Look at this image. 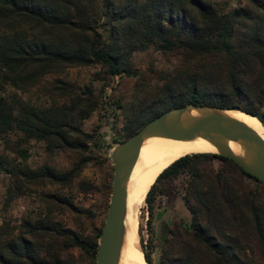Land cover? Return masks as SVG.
<instances>
[{
	"label": "trees",
	"instance_id": "trees-1",
	"mask_svg": "<svg viewBox=\"0 0 264 264\" xmlns=\"http://www.w3.org/2000/svg\"><path fill=\"white\" fill-rule=\"evenodd\" d=\"M150 47L195 62L168 75L156 97L131 109L126 135L113 143L188 103L264 113V0H0V137L17 131L22 141H44L49 151L84 148L89 136L80 123L98 106L92 86L56 78L47 90L68 101L49 107L7 96L4 86L25 91L71 66L99 65L106 76H133L130 55ZM18 153L27 156L23 149ZM214 159L220 169L201 166ZM3 165L0 160L1 169L29 183L70 179L48 166ZM180 175L187 176L181 199L191 219L172 222L159 264L264 263V190L245 181L264 183L224 156L187 154L161 171L145 197L149 224L160 206L155 198L166 189L156 190L158 184ZM99 235L84 238L48 216L24 220L17 232L0 237V264H95ZM73 247L91 261L64 258ZM144 257L152 264L147 252Z\"/></svg>",
	"mask_w": 264,
	"mask_h": 264
},
{
	"label": "rangeland",
	"instance_id": "rangeland-1",
	"mask_svg": "<svg viewBox=\"0 0 264 264\" xmlns=\"http://www.w3.org/2000/svg\"><path fill=\"white\" fill-rule=\"evenodd\" d=\"M129 62L136 75L110 77L104 75L99 65L71 66L46 74L39 84L25 91L11 85L4 86L2 93L7 96H14L34 106L49 107L68 101L67 97L55 96L47 90L51 82L59 78L80 88L92 86L98 106L80 123L81 130L89 136L84 148L49 151L44 141H22L17 131L0 137V160L4 164L2 168L13 166L35 170L48 166L59 173L70 175V179L65 182L42 179L29 183L18 175L8 174L0 167L1 238L9 236L10 232H17L24 220L44 216L57 220L84 238L92 237L97 230L101 232L113 177L107 142L111 143L113 138L119 140L126 135L125 119L131 114V109L139 102L150 101L156 97L168 75L178 70L192 69L191 65L195 61L184 54L163 52L150 47L133 52ZM19 149L26 151V158L19 155ZM201 166L218 170L222 164L214 159L201 161ZM186 178V175H180L174 180L159 183L156 190L164 185L166 189L164 195L156 196L155 203L162 207L177 196L181 198ZM245 186L264 190L260 183L252 179H246ZM9 194L12 195L10 200ZM157 208L154 207V213H157ZM181 218L183 224H188L191 219L189 211L186 210ZM149 221L150 216L144 201L137 222L138 232L141 227L140 246L143 253L150 255L152 264H159L163 240L157 230L159 220L154 215L150 224ZM64 258L77 263L91 261L77 247L66 251ZM255 264L264 263L256 258Z\"/></svg>",
	"mask_w": 264,
	"mask_h": 264
},
{
	"label": "water",
	"instance_id": "water-1",
	"mask_svg": "<svg viewBox=\"0 0 264 264\" xmlns=\"http://www.w3.org/2000/svg\"><path fill=\"white\" fill-rule=\"evenodd\" d=\"M228 110L242 111L237 107L219 108L195 103L171 107L147 121L127 139L115 143L109 153L113 165L111 193L98 239L95 264L117 263L124 230L126 185L141 144L147 137L203 138L215 148V154L231 159L244 172L264 183V141L249 125L227 114L225 111ZM249 115L264 126V113ZM229 141L240 145L242 156L230 148ZM166 235L163 234L162 238Z\"/></svg>",
	"mask_w": 264,
	"mask_h": 264
},
{
	"label": "bare ground",
	"instance_id": "bare-ground-1",
	"mask_svg": "<svg viewBox=\"0 0 264 264\" xmlns=\"http://www.w3.org/2000/svg\"><path fill=\"white\" fill-rule=\"evenodd\" d=\"M225 112L249 125L264 141V126L257 118L239 110ZM229 146L237 154L243 155L236 142L229 141ZM194 153H216V150L203 138L177 140L151 136L143 140L126 185L124 230L116 264H147L140 247L137 226L139 210L158 174L176 159Z\"/></svg>",
	"mask_w": 264,
	"mask_h": 264
},
{
	"label": "crops",
	"instance_id": "crops-1",
	"mask_svg": "<svg viewBox=\"0 0 264 264\" xmlns=\"http://www.w3.org/2000/svg\"><path fill=\"white\" fill-rule=\"evenodd\" d=\"M115 145V143L109 144L110 151L112 147ZM109 151V152H110ZM186 213L185 206L182 202V199L180 197H176L171 202H168L165 206H160L157 208V213H155V217L159 220V226L157 230L161 234H167L168 229L171 226L172 222L175 219H178L182 216H184Z\"/></svg>",
	"mask_w": 264,
	"mask_h": 264
},
{
	"label": "built area",
	"instance_id": "built-area-1",
	"mask_svg": "<svg viewBox=\"0 0 264 264\" xmlns=\"http://www.w3.org/2000/svg\"><path fill=\"white\" fill-rule=\"evenodd\" d=\"M107 143H108V144H111V143L113 144V142H112V141H111V143H110L109 141H108Z\"/></svg>",
	"mask_w": 264,
	"mask_h": 264
}]
</instances>
